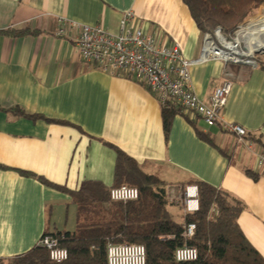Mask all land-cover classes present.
<instances>
[{"label":"crops","instance_id":"1","mask_svg":"<svg viewBox=\"0 0 264 264\" xmlns=\"http://www.w3.org/2000/svg\"><path fill=\"white\" fill-rule=\"evenodd\" d=\"M128 11L136 26L163 43H177L187 59L200 56L205 33L184 0H0V31L28 30L0 33V258L25 254L45 233L77 229L79 206L71 194L38 176L69 189L87 180L113 187L118 154L108 143L165 180L170 203L184 216L185 184L192 178L242 200L239 224L264 256V173L256 169V154L220 125L193 124L183 113L174 115L166 138L163 104L154 92L81 56L80 28L69 21L118 34ZM59 27L65 35L56 34ZM227 73L233 88L222 115L246 127L262 151L264 68L221 60L194 64L193 88L209 102ZM199 130L210 132L218 146ZM249 168L257 179L246 173Z\"/></svg>","mask_w":264,"mask_h":264},{"label":"trees","instance_id":"2","mask_svg":"<svg viewBox=\"0 0 264 264\" xmlns=\"http://www.w3.org/2000/svg\"><path fill=\"white\" fill-rule=\"evenodd\" d=\"M184 2L204 33L220 27L228 38L264 4V0ZM27 32L26 29L0 31L13 35ZM260 67L264 68V60H261ZM15 112L34 118L44 117L27 114L21 109H15ZM176 113H181L178 107L163 106L166 138ZM198 119L191 122L196 124ZM199 134L218 146L210 132L199 130ZM108 144L115 147L118 154L113 186H136L140 191L139 198L112 200L109 194L111 187L99 181L87 180L80 188L69 189L38 176L45 183L70 193L79 206L77 229L54 233L64 237L61 243L69 250V258L61 263L52 261L48 249L37 244L25 254L0 258V264H107V245L110 241L144 244L147 249L146 264H264V256L253 246L239 224V217L245 209L242 200L205 180L192 178L188 183L198 185L200 207L196 211L185 212V220L180 222L169 209L168 183L160 176L144 171L135 158L119 147ZM245 171L255 179L259 177L250 168ZM213 205L218 213L209 217ZM187 222H194L197 226L195 234L190 237L185 234ZM185 245L198 249L196 260H177V248Z\"/></svg>","mask_w":264,"mask_h":264},{"label":"built area","instance_id":"3","mask_svg":"<svg viewBox=\"0 0 264 264\" xmlns=\"http://www.w3.org/2000/svg\"><path fill=\"white\" fill-rule=\"evenodd\" d=\"M263 13L264 8L252 20L240 25L230 38L225 36L220 27L212 32H205L203 49L196 59H187L177 43H163L154 34L136 26L132 11H128L123 16L118 34L111 33L99 24L79 25L74 21H69V24L70 27L80 28L76 44L81 56L87 62L117 75L127 73L154 92L163 106H176L190 119L200 118L208 126L220 125L226 132L233 134L239 144L256 154V169L264 173V150L256 151L255 142L249 136L246 127L228 121L222 115L233 88L229 74L227 73L221 84L214 87L209 102L195 92L191 74V67L194 64L210 60L259 67L261 61L256 52L250 53L246 50L248 43L244 35L251 27L257 26L256 23ZM56 34L63 36L66 31L63 27H59ZM243 42L246 44L244 49ZM109 194L112 200L130 201L138 199L140 191L136 186L123 184L111 187ZM183 204L185 212L199 209V187L196 183L185 185ZM217 213L218 209L213 205L209 217H214ZM196 228V223L187 222L186 236H193ZM63 238L54 233H45L38 244L48 249L52 261L61 263L69 258V250L61 243ZM176 258L181 261L196 260L198 249L189 245L179 247L176 250ZM146 262L147 249L144 244L110 241L107 245V264H146Z\"/></svg>","mask_w":264,"mask_h":264},{"label":"bare ground","instance_id":"4","mask_svg":"<svg viewBox=\"0 0 264 264\" xmlns=\"http://www.w3.org/2000/svg\"><path fill=\"white\" fill-rule=\"evenodd\" d=\"M256 24L257 26L251 27L244 35L250 53L264 52V13ZM249 39L251 40L249 41Z\"/></svg>","mask_w":264,"mask_h":264},{"label":"rangeland","instance_id":"5","mask_svg":"<svg viewBox=\"0 0 264 264\" xmlns=\"http://www.w3.org/2000/svg\"><path fill=\"white\" fill-rule=\"evenodd\" d=\"M264 8V4L261 5V7L258 9V11H256L255 13H253V15L251 16V18H249V20H252L254 17H256L261 9ZM248 20V21H249ZM242 46H243V49L246 47V44L243 42L242 43ZM246 50H249V49H246ZM257 56H258V59L261 61V60H264V52H256ZM169 209H171L172 213L174 214V218L180 222H182L184 220V215H183V211L181 209V207L179 205H176L174 203H169ZM72 228L71 229H76L77 227V219H75V223L71 226Z\"/></svg>","mask_w":264,"mask_h":264}]
</instances>
